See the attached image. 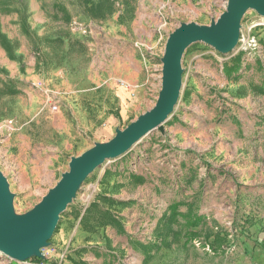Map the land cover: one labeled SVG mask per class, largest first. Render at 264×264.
<instances>
[{
	"label": "rangeland",
	"instance_id": "obj_1",
	"mask_svg": "<svg viewBox=\"0 0 264 264\" xmlns=\"http://www.w3.org/2000/svg\"><path fill=\"white\" fill-rule=\"evenodd\" d=\"M86 1L0 0V171L17 214L41 202L71 158L151 110L169 35L182 23L210 25L228 3L90 0L101 3L93 14ZM241 25L231 53L202 42L187 49L164 132L97 168L61 215L45 259L17 264H264V95L253 88L264 77V17L248 11ZM236 57L241 69L227 74ZM100 196L112 199L98 202L119 232L81 225ZM181 202L175 234L146 263L135 244L166 235L169 207ZM187 205L204 218L197 228L182 217ZM189 232L199 237L187 242ZM13 263L0 253V264Z\"/></svg>",
	"mask_w": 264,
	"mask_h": 264
},
{
	"label": "water",
	"instance_id": "obj_2",
	"mask_svg": "<svg viewBox=\"0 0 264 264\" xmlns=\"http://www.w3.org/2000/svg\"><path fill=\"white\" fill-rule=\"evenodd\" d=\"M264 17V0H228L226 11L210 25L182 23L167 40L162 58V86L155 106L125 129H116L114 138L96 143L78 157L71 158L69 170L32 210L17 214L15 195L0 171V253L14 263L45 259L61 215L77 197L88 177L105 162L120 158L152 132H164V125L180 100L182 60L187 49L198 42L222 54L231 53L241 38V23L248 11Z\"/></svg>",
	"mask_w": 264,
	"mask_h": 264
},
{
	"label": "trees",
	"instance_id": "obj_3",
	"mask_svg": "<svg viewBox=\"0 0 264 264\" xmlns=\"http://www.w3.org/2000/svg\"><path fill=\"white\" fill-rule=\"evenodd\" d=\"M89 4H91V6H88ZM86 5L88 8V11L91 13H95L97 14L98 10L100 9V5L101 3H93L90 0L86 1ZM1 40H4V37L0 36ZM236 63L233 67H225V71L227 74H237L239 72V70L241 69V57H236L235 59ZM263 75H264V71L261 70L260 71ZM253 88L259 92L260 94L264 95V77H263V83L260 85H255L253 86ZM131 178L134 180H137L138 183H143L144 182V178L139 176V175H131ZM100 199H104L105 201L108 202H113L111 198L106 197V196H100L96 199V201H94V203H92L85 211L82 219H81V225H83V227L89 231V232H95V227H105L107 225H112L113 227L117 228L118 232H119V224L120 221L118 220L117 216L113 214V212L110 209H105L102 208L100 206V203L98 202V200ZM181 205H185V203L181 202V203H177V204H173L169 207V211L170 214L168 216L167 221L170 223V230L168 233H166V235H162L156 238L157 242H153L150 243L148 245H144L141 243H136L135 247L141 251V253L144 255V261L147 263L152 259V250L155 249H159L161 248L162 245L165 244V238L169 237L171 235H174L175 232L173 230V226L178 222V217H179V213H178V209ZM189 208V212L185 215H182L183 219L186 220V224L188 229H192V228H197L199 227L202 222H203V217L199 216L198 214L194 213V209L191 205H187ZM98 211L99 215L97 216L95 214V212ZM177 219V220H176ZM91 222H94L96 225H90ZM189 238L187 239V242H191L193 239H196L199 237V233L196 232H189L188 234ZM220 240L219 237H217V240ZM211 247V246H210ZM37 262H41V260L36 259Z\"/></svg>",
	"mask_w": 264,
	"mask_h": 264
},
{
	"label": "built area",
	"instance_id": "obj_4",
	"mask_svg": "<svg viewBox=\"0 0 264 264\" xmlns=\"http://www.w3.org/2000/svg\"><path fill=\"white\" fill-rule=\"evenodd\" d=\"M57 109H58L57 105H54L53 110H57Z\"/></svg>",
	"mask_w": 264,
	"mask_h": 264
}]
</instances>
